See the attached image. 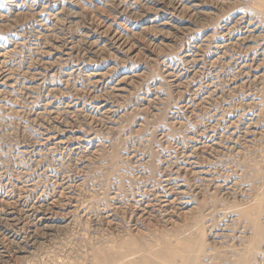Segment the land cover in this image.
<instances>
[{"label": "rangeland", "instance_id": "rangeland-1", "mask_svg": "<svg viewBox=\"0 0 264 264\" xmlns=\"http://www.w3.org/2000/svg\"><path fill=\"white\" fill-rule=\"evenodd\" d=\"M0 207V264H264V0H0Z\"/></svg>", "mask_w": 264, "mask_h": 264}, {"label": "bare ground", "instance_id": "bare-ground-1", "mask_svg": "<svg viewBox=\"0 0 264 264\" xmlns=\"http://www.w3.org/2000/svg\"><path fill=\"white\" fill-rule=\"evenodd\" d=\"M15 1V0H14ZM17 3V2H16ZM14 4V3H13ZM16 5V4H15ZM35 16V15H34ZM56 18V17H55ZM83 34V33H82ZM38 37V36H37ZM45 37V36H44ZM87 39V38H86ZM116 39V38H115ZM25 41V40H24ZM35 43V42H34ZM38 44V43H37ZM64 47V46H63ZM197 58V57H196ZM198 59V58H197ZM33 72V71H32ZM37 73V72H36ZM8 76V75H7ZM43 80V79H42ZM65 83V82H64ZM55 109V108H54ZM29 156V155H28ZM187 170V169H186ZM185 170V171H186ZM16 174V173H15ZM22 185V184H21ZM17 198V197H16ZM167 200V199H166ZM9 201V200H8ZM169 203V201H168ZM26 209V208H25ZM3 211V208L0 207V214L2 213ZM51 212V211H50ZM5 213V212H4ZM7 213V212H6ZM35 213V212H34ZM29 215V214H28ZM42 216V215H41ZM1 217V216H0ZM30 217V216H29ZM33 217V216H32ZM3 220V218H2ZM15 220V217H14V212L13 211H9L7 214H6V218H5V221L8 223L10 221H14ZM40 221V220H39ZM38 221V222H39ZM32 222V221H31ZM35 222V221H34ZM13 223V222H12ZM41 223V222H40ZM10 224V223H9Z\"/></svg>", "mask_w": 264, "mask_h": 264}]
</instances>
